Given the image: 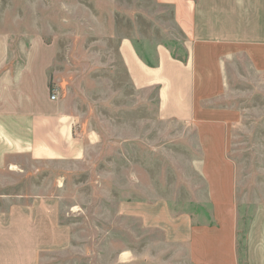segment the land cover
Wrapping results in <instances>:
<instances>
[{
	"label": "rangeland",
	"instance_id": "rangeland-1",
	"mask_svg": "<svg viewBox=\"0 0 264 264\" xmlns=\"http://www.w3.org/2000/svg\"><path fill=\"white\" fill-rule=\"evenodd\" d=\"M11 17L14 29L2 24ZM0 25L27 43L32 95L40 96L47 67L48 94L56 90L58 102L96 133L95 163H27V188L49 189L48 201L61 204V223L73 227L62 264H190L187 247L150 227L151 219L172 230L183 218L217 224L215 204L236 207L238 255L247 264L251 226L264 222V67L234 54L225 103L236 115L218 131V146L203 148L197 132L158 116V89L136 90L119 54L122 36L143 37L145 59L171 32L180 38L171 7L156 0H0ZM179 46L175 54L184 60ZM141 205L147 227L137 217Z\"/></svg>",
	"mask_w": 264,
	"mask_h": 264
},
{
	"label": "crops",
	"instance_id": "crops-1",
	"mask_svg": "<svg viewBox=\"0 0 264 264\" xmlns=\"http://www.w3.org/2000/svg\"><path fill=\"white\" fill-rule=\"evenodd\" d=\"M156 1L171 7L181 37L171 32L174 37L170 43L158 42L155 55L145 59L143 37L122 36V65L136 90L158 89L161 119L197 132L200 147L214 148L218 146V131H223V124L227 128L236 115L225 103L228 63L234 54L241 53L252 66L264 67V0ZM16 20L11 17L2 24L14 29ZM1 27L0 264H62L64 252L72 247L73 227L61 223L57 214L61 204L48 201L49 189L27 188V163H34L35 168L66 169V165L82 163L85 157L92 163L99 146L96 133L88 128L86 132L81 117L58 102L56 90L57 99H51L47 67L40 96L32 95L27 43H17L13 30ZM176 45L185 50L184 60L176 56ZM38 49L31 47L30 52ZM202 174L214 178L205 168ZM217 193L213 186L212 194ZM27 196L33 197L31 202L27 203ZM10 197L18 198L14 201ZM225 206H214L217 224L197 226L183 218L172 230L151 219L150 227L162 228L169 241L183 243L190 264H241L237 210ZM143 211L139 206L137 217L147 227L144 223L150 219ZM118 212L128 217V209L122 205ZM245 260L247 264H264L261 219L251 226Z\"/></svg>",
	"mask_w": 264,
	"mask_h": 264
},
{
	"label": "built area",
	"instance_id": "built-area-1",
	"mask_svg": "<svg viewBox=\"0 0 264 264\" xmlns=\"http://www.w3.org/2000/svg\"><path fill=\"white\" fill-rule=\"evenodd\" d=\"M51 99L56 100L57 99V94L55 92L51 93Z\"/></svg>",
	"mask_w": 264,
	"mask_h": 264
}]
</instances>
